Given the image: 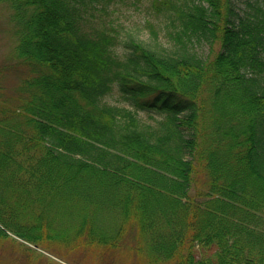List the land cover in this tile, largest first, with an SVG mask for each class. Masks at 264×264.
<instances>
[{
	"label": "trees",
	"instance_id": "obj_1",
	"mask_svg": "<svg viewBox=\"0 0 264 264\" xmlns=\"http://www.w3.org/2000/svg\"><path fill=\"white\" fill-rule=\"evenodd\" d=\"M0 3L31 70L12 98L0 71V181L27 175L9 190L79 207L107 247L135 227L152 264H264V6L153 0L167 48L90 25L106 0Z\"/></svg>",
	"mask_w": 264,
	"mask_h": 264
},
{
	"label": "rangeland",
	"instance_id": "obj_2",
	"mask_svg": "<svg viewBox=\"0 0 264 264\" xmlns=\"http://www.w3.org/2000/svg\"><path fill=\"white\" fill-rule=\"evenodd\" d=\"M152 2L153 0H106V10L99 7V11H94L95 14L90 16V25L97 28L107 26L108 29L113 27L121 34H132L137 40L151 47L162 45L168 48L170 42L161 22L164 19L152 9ZM248 3L264 6V0H235L236 6L244 12L249 9ZM149 23L158 30L157 39L152 35ZM17 27L10 6L0 3V71L5 98L18 95L19 85L31 74L29 66L17 56L16 47L20 38ZM118 49L121 50L120 46ZM200 53L209 55V46L200 47ZM107 101L111 104L123 103L117 90ZM16 169L5 170L6 181H0V220L3 223H0V228L7 233L0 237V264H152L148 251H139L135 227L123 231L121 238L117 240L118 246L112 244V248L107 247L103 243L106 237L96 236L99 234L96 233L97 229L103 226L102 223L94 222L97 224L92 231V220H87L84 211L79 207L61 202L50 206L48 197L42 198L34 193L21 196L20 190H9L7 183L9 173H13V170L17 175L22 174L20 183L26 187L27 175L17 172ZM206 183V176L199 174L192 193L204 191ZM3 197L11 200V215L2 213V206L6 201H2ZM111 214L107 218V227H110L112 221L113 224L119 223L113 213ZM26 225L40 227L41 231L34 237L42 232L45 235L43 242L39 239L38 242H33L32 236L22 230ZM196 253L198 258L209 257L213 250L197 247ZM162 263L161 261L157 264Z\"/></svg>",
	"mask_w": 264,
	"mask_h": 264
},
{
	"label": "water",
	"instance_id": "obj_3",
	"mask_svg": "<svg viewBox=\"0 0 264 264\" xmlns=\"http://www.w3.org/2000/svg\"><path fill=\"white\" fill-rule=\"evenodd\" d=\"M37 248V247H36Z\"/></svg>",
	"mask_w": 264,
	"mask_h": 264
}]
</instances>
